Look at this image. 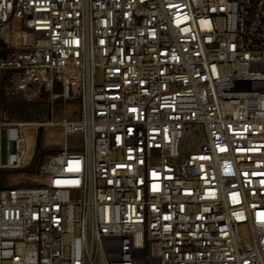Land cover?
I'll return each mask as SVG.
<instances>
[{
    "label": "built area",
    "instance_id": "1",
    "mask_svg": "<svg viewBox=\"0 0 264 264\" xmlns=\"http://www.w3.org/2000/svg\"><path fill=\"white\" fill-rule=\"evenodd\" d=\"M0 87L58 111L14 167L62 138L0 189V264H264V0H0Z\"/></svg>",
    "mask_w": 264,
    "mask_h": 264
},
{
    "label": "rangeland",
    "instance_id": "2",
    "mask_svg": "<svg viewBox=\"0 0 264 264\" xmlns=\"http://www.w3.org/2000/svg\"><path fill=\"white\" fill-rule=\"evenodd\" d=\"M41 94V93H40ZM39 95L32 98L25 97L21 93L13 94L12 90L7 87H0V167H3L5 174L3 176L2 187L9 186H35L38 183L32 179L36 177V171L31 172L26 169L30 168L37 156L39 144L40 127L36 125H25L22 132L27 140V153L24 163L27 167L16 168L18 161V152L16 140L18 128L13 123L16 122H44L51 119L52 115L57 116L58 111L53 114L48 104V95L41 98ZM68 115L73 118L78 117V106L71 107L68 105ZM73 109V111H71ZM64 116L63 111L60 113ZM2 124H11L3 125ZM199 126L196 124L185 127L184 139L182 140L180 150L189 153L200 148V137L197 135ZM62 141L58 130H46L42 133L41 145L46 144L49 149L45 152H55L56 142ZM69 149L80 151L83 147V138L80 134H71L67 138Z\"/></svg>",
    "mask_w": 264,
    "mask_h": 264
},
{
    "label": "trees",
    "instance_id": "3",
    "mask_svg": "<svg viewBox=\"0 0 264 264\" xmlns=\"http://www.w3.org/2000/svg\"><path fill=\"white\" fill-rule=\"evenodd\" d=\"M2 80H3V83L5 84L6 81H7L6 76L3 77ZM56 90L58 91L59 90V87H56ZM46 96H47V93L44 92V91H42L41 94H40V97L41 98H45ZM42 133H43V129L41 128L40 129V132H39V144H38L37 156L35 158V161H34L33 165L30 168L26 169V170L31 171V172H35L36 171L37 166L39 165V163L42 160V157L45 155V152L47 151V150H42L41 149L42 148V145H41V142L40 141H41V138H42ZM4 174H5L4 168L3 167H0V189L3 188L2 187V181H3Z\"/></svg>",
    "mask_w": 264,
    "mask_h": 264
},
{
    "label": "crops",
    "instance_id": "4",
    "mask_svg": "<svg viewBox=\"0 0 264 264\" xmlns=\"http://www.w3.org/2000/svg\"><path fill=\"white\" fill-rule=\"evenodd\" d=\"M49 130H52V129H49ZM59 133H60V132H59ZM59 144H60V142H56V145H59ZM56 145H55V146H56Z\"/></svg>",
    "mask_w": 264,
    "mask_h": 264
}]
</instances>
